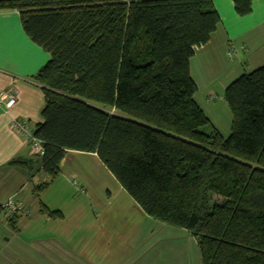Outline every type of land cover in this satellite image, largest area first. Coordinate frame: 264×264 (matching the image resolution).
Listing matches in <instances>:
<instances>
[{
	"label": "trees",
	"instance_id": "16d2710c",
	"mask_svg": "<svg viewBox=\"0 0 264 264\" xmlns=\"http://www.w3.org/2000/svg\"><path fill=\"white\" fill-rule=\"evenodd\" d=\"M232 2L251 12L252 0ZM12 10L50 56L30 76L44 98L34 158L49 178L35 194L67 151L92 153L145 215L195 238L201 264H264V64L224 89L223 137L189 73L219 22L212 0H0Z\"/></svg>",
	"mask_w": 264,
	"mask_h": 264
},
{
	"label": "crops",
	"instance_id": "0c3cea01",
	"mask_svg": "<svg viewBox=\"0 0 264 264\" xmlns=\"http://www.w3.org/2000/svg\"><path fill=\"white\" fill-rule=\"evenodd\" d=\"M212 3L218 13L219 22L209 40L203 45L194 47L193 55L189 59V73L196 85L193 96L195 102L212 126L226 137L230 132L231 119L229 120L230 111L223 98L224 89L242 74L264 64V0H252L251 12L245 16L235 13L232 0H212ZM0 33L3 35V43L0 44V92L13 90L16 94V103L13 107L6 112L0 110V206L7 198L13 197L27 209V213L16 215L7 221L0 207V264L87 263L83 262V259L81 261L80 254L61 246L56 241L59 238L54 235L66 236L70 243H78V236L87 233L83 229L94 221L97 224L107 218L109 204L102 205L99 211H95L89 210V206L85 203H80L66 214L62 206L51 208L39 198L41 199L42 191L52 185L54 180L59 177L62 180L65 176H77L80 179L78 184L74 183L73 179H69L85 194L86 190L83 188L88 177L87 173L79 169V163L85 160L84 156H92L97 166L103 165L98 163L95 154L67 151L59 162L58 176L38 195L35 194L34 187L49 181V178L39 169L38 160L34 158L36 156L31 153L24 137L11 127L10 121L12 118L26 120L32 131L42 122L40 110L44 104L43 93L32 82L30 76L34 75L50 56L26 36L16 10L0 12ZM77 156L81 158L77 159ZM13 159L22 161V164H10ZM23 161L31 162L24 164ZM106 174L110 179L113 178L110 177L112 176L110 173ZM66 182L70 184L69 181ZM112 185L113 188L107 186L105 197L107 200L112 201L119 196L128 198L126 197L128 194L119 184L117 186L112 183ZM92 196L90 194V197ZM39 202L51 210H58L61 216L51 218L40 213ZM125 209L126 206H120L119 211L125 213ZM136 210L143 213L140 208ZM90 213L95 215L91 216ZM160 229L166 232L164 235L168 234L171 237L173 232L171 229L166 227ZM98 230L97 236L102 237L104 229L98 228ZM45 231L55 233L54 237L47 238L49 234L42 236ZM150 231L153 233L156 228ZM133 235L128 236L127 256L121 263L116 262V264H137L139 256L138 253H134L140 251L142 235L141 233ZM171 249L165 246L166 253L168 251L171 253ZM67 254L70 256L67 257ZM105 260H98L97 263L104 264ZM171 262L170 257V264ZM140 264L156 263L147 260Z\"/></svg>",
	"mask_w": 264,
	"mask_h": 264
},
{
	"label": "rangeland",
	"instance_id": "374dc122",
	"mask_svg": "<svg viewBox=\"0 0 264 264\" xmlns=\"http://www.w3.org/2000/svg\"><path fill=\"white\" fill-rule=\"evenodd\" d=\"M228 116L230 120L231 115L229 112ZM78 158L81 157L77 156V159ZM84 159L85 160L79 163V169L87 173L88 177V181L84 183L83 188V190H86L85 194L80 191L79 186L73 184L71 181V179H73L74 183L78 184L80 179L77 176H65L62 180L59 177L54 180L52 185L45 188L39 200L41 202L44 201L46 205L54 209L62 206L66 214H69V211H71L73 207L76 208L80 203H85L89 206V210L95 211H99L102 205L109 204L110 209L107 211V218L97 224H95L96 221H94L93 224L83 229V231L85 230L87 233L78 236V243L75 244L70 243V241L65 238L66 236L59 237L57 233V235H54L55 233L50 231L43 232L42 236H47L48 234L47 238H52L51 236L53 235L57 236L59 239L56 241L73 253L80 254L81 261L83 259V262H87L84 264H99L97 263L98 260L101 261L105 259L106 260L103 262L104 264L121 263L129 251V234H134L133 236H135L137 233H141L142 235L140 251L137 250L134 253H138L139 256L137 264L147 260H151V262H155L156 264H170V257L172 259L171 264H201L196 240L189 232L184 229L169 226L143 213H139L136 210V208L139 209V207H136L134 200L129 195H127L126 197L128 198L125 199L124 196H119L115 200H107L105 198L107 195V186L113 188L112 183L118 186V182H115L116 180H114L115 178L113 176H110L113 177L111 178L112 180L109 178L106 174L109 172H107L104 166H97L95 160H93L95 159L94 157L84 156ZM96 160L98 163H101L97 158ZM105 175H107V178ZM65 179L69 181L70 184H68ZM90 194L93 196L90 197ZM120 206H126L125 213L119 211ZM95 213L90 214L93 216ZM138 217L139 219H137ZM156 224H158L157 227H155ZM163 227L173 231L171 237L168 234L164 235L166 232L160 229ZM98 228L104 229L102 237H98L96 234L97 231L99 232ZM152 228H156V231L153 233L150 231ZM125 236H127V238H125ZM165 246L172 248L171 253H169L168 250L169 254L165 252ZM142 248L143 250L141 251ZM80 250L82 251L81 253ZM68 256L70 255L67 254V257Z\"/></svg>",
	"mask_w": 264,
	"mask_h": 264
},
{
	"label": "built area",
	"instance_id": "2783aa9c",
	"mask_svg": "<svg viewBox=\"0 0 264 264\" xmlns=\"http://www.w3.org/2000/svg\"><path fill=\"white\" fill-rule=\"evenodd\" d=\"M15 103L16 94L13 90L0 92L1 111H9ZM10 125L16 133L24 137L25 142L29 145L31 153L34 156H43L44 151L41 141L34 136L33 131L28 127V123L26 120L12 118L10 121ZM0 207L3 211L4 218L7 221L11 220L16 215L27 213L26 207L21 202L16 201L13 197H9L5 201H3Z\"/></svg>",
	"mask_w": 264,
	"mask_h": 264
},
{
	"label": "snow or ice",
	"instance_id": "6c2138e0",
	"mask_svg": "<svg viewBox=\"0 0 264 264\" xmlns=\"http://www.w3.org/2000/svg\"><path fill=\"white\" fill-rule=\"evenodd\" d=\"M3 43V35H2V33H0V44H2Z\"/></svg>",
	"mask_w": 264,
	"mask_h": 264
}]
</instances>
